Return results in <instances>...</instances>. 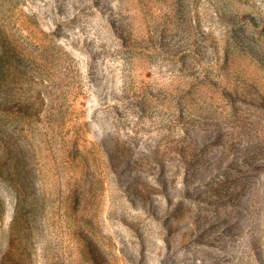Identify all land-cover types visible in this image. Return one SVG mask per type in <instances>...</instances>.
Returning <instances> with one entry per match:
<instances>
[{"label": "rangeland", "instance_id": "1", "mask_svg": "<svg viewBox=\"0 0 264 264\" xmlns=\"http://www.w3.org/2000/svg\"><path fill=\"white\" fill-rule=\"evenodd\" d=\"M0 264H264V0H0Z\"/></svg>", "mask_w": 264, "mask_h": 264}]
</instances>
